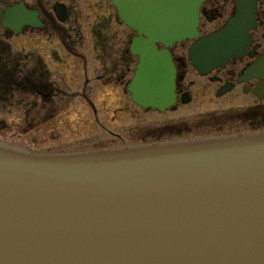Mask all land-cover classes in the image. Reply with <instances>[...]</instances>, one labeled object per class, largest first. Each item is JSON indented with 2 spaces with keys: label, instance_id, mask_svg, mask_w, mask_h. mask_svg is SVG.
<instances>
[{
  "label": "water",
  "instance_id": "95a60500",
  "mask_svg": "<svg viewBox=\"0 0 264 264\" xmlns=\"http://www.w3.org/2000/svg\"><path fill=\"white\" fill-rule=\"evenodd\" d=\"M110 1L136 33L127 91L153 110L176 103L174 44L196 40L189 58L206 74L254 23L253 0L203 37L205 0ZM2 3L3 29L43 26L24 1ZM0 264H264V131L44 154L0 142Z\"/></svg>",
  "mask_w": 264,
  "mask_h": 264
},
{
  "label": "flooded vegetation",
  "instance_id": "af4514ba",
  "mask_svg": "<svg viewBox=\"0 0 264 264\" xmlns=\"http://www.w3.org/2000/svg\"><path fill=\"white\" fill-rule=\"evenodd\" d=\"M54 1L57 4L58 1ZM253 1L255 6L254 23L251 26L249 24L246 25V29H244L246 36L238 46V55L229 58L224 65L217 66L206 74L200 73L189 58V50L196 41L193 39L178 42L170 48L177 69V98L176 103L165 110L142 108L132 101L131 94L127 91V86L132 79L131 77L130 80H127V74L133 70L132 65L135 58L138 63L137 56H134L130 50L136 33L128 28L131 34L127 46L124 45L122 48V56L117 55L119 51L116 47L117 44L114 45L113 49L111 45V51H114V54L113 60L109 64L104 59L110 49L108 36L106 37V32L102 28L92 30V37L96 43L94 52L98 58L97 63L99 62L100 64V66L96 65L93 69L96 74L101 70V73L95 76L94 81L97 84L100 82L102 86L125 85L124 92L120 95L119 106L113 109L114 119L122 116L137 115L139 111L146 115L147 119L144 122V129L141 126L142 130L138 132L140 137L137 140H132L131 142L133 143L121 141V138H119L120 144L115 145L110 140L109 142H112V145L103 144L101 147H93L91 150L155 143H175L200 138L264 131V1ZM62 2L66 7L67 15L64 22H61L56 16L54 12L55 6H53L54 13L49 14L44 8L31 7L25 2L27 7L37 9L40 12L43 26L40 28H25L19 35L12 34L10 31L1 28L6 32L7 36L23 37L28 33L40 35L42 32L55 34L60 40V47L65 51L66 57L58 54V59L54 62L56 67L53 69L54 71H59V69L64 71V81L68 87V84L79 82L81 79L79 72L82 66H84L86 71L90 67L82 59V52L76 50V44L83 42L80 14L72 12L68 0H63ZM239 4L240 0H205L200 8L198 27L200 37L225 27L238 14ZM57 21L64 24V27L60 26ZM99 24L102 27L103 23ZM50 36L51 43L55 42V38L52 35ZM127 38L128 35L126 41ZM7 54H12V50L10 46L3 44V41L0 40V92L5 91V88L12 84L16 89L28 90L31 96H40L44 103L58 95L55 85L57 82L50 79L53 70L48 67L49 65L41 57L33 66V71H38L40 66L42 78L35 79L37 81L35 83L31 81V78L26 77L24 82H22L21 79L18 80L15 76L20 64H18V61L13 60V65L16 69L12 68L9 65V58L11 57ZM60 66L61 68H59ZM70 71L71 75H69ZM12 76L15 77L13 78ZM42 79L43 81H41ZM90 82H92V78L86 75V84ZM106 88H109V86ZM73 91L75 92L73 93L74 95L80 92L79 90ZM108 94L106 93L105 96H109ZM71 95L72 93H67L65 96ZM78 96L85 95L80 92ZM15 98L16 96H0V106L12 104ZM214 102L220 104L221 107L215 109L207 108V105H212ZM203 106L206 107L199 108L193 114V108ZM89 113L95 117L96 109L92 107ZM109 133L119 136L113 131ZM0 142L17 146L2 140Z\"/></svg>",
  "mask_w": 264,
  "mask_h": 264
},
{
  "label": "rangeland",
  "instance_id": "374dc122",
  "mask_svg": "<svg viewBox=\"0 0 264 264\" xmlns=\"http://www.w3.org/2000/svg\"><path fill=\"white\" fill-rule=\"evenodd\" d=\"M18 1L20 0H3V4L8 5ZM24 1L31 7H41L47 10L49 14L54 13V0ZM68 2L72 12L80 14L83 42L76 44V50L82 52V59L90 67L86 71L84 66L81 65L82 68L79 72L81 79L79 82L68 84L69 88L64 81V71L59 69L61 66L57 68L59 71L53 69L56 67L54 62L57 61L58 54L66 57L65 51L60 47V40L55 34L42 32L40 35L28 33L23 37L7 36L0 26V40L3 41V44L10 46L12 50V54H7L11 57L9 58V65L16 69L13 60L18 61V64H20L15 74L18 80L21 79L24 82L25 78L29 77L32 82L36 83L35 79L41 77V68L39 66L38 71L34 72L33 66L41 57L49 65L48 67L53 70L50 79L57 82L55 85L58 95L46 103L40 96H31L28 90L16 89L12 84L5 88V91L0 92V96H16L12 104L0 106V140L17 145L35 154L91 150L93 147H101L103 144L112 145V142H109L110 140L115 145L120 144L121 141L133 143L132 140H137L140 137L138 132L142 130L141 126L144 129V122L147 119V116L139 110L137 115L114 119L113 109L119 106L120 95L123 94L125 85L102 86L100 82L97 84L94 81L95 76H98L101 70L96 74L93 69L96 65L100 66V64L97 63L98 58L94 52L96 43L92 37V30L102 28L106 32L110 49L104 59L109 64L113 60L114 54V51H111V45L113 49L114 45L117 44L116 47L119 50L117 55L122 56V48L124 45L127 46L131 34L125 25L118 22L117 12L111 1L68 0ZM57 23L64 27V24L58 21ZM99 23H103L102 27ZM50 35L55 38V42L51 43ZM136 63L137 59L135 58L132 65L133 70ZM133 70L128 72L127 80L131 79ZM69 75H71V71ZM86 75L92 78V82L86 84ZM107 86L109 88H106ZM73 90H79L85 96H78L80 92L74 95ZM64 93L65 95L72 93V95L65 96ZM106 93H109V96H105ZM92 107L96 109L95 117L89 113ZM205 107L193 108V114L199 108ZM219 107L221 105L215 102L212 105H207V108L211 109ZM111 131L120 137L110 134ZM119 138H121V141Z\"/></svg>",
  "mask_w": 264,
  "mask_h": 264
}]
</instances>
